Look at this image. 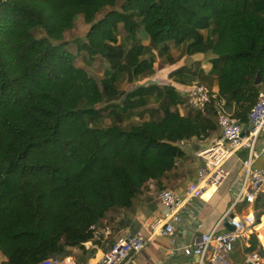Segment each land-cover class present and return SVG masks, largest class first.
<instances>
[{
	"label": "trees",
	"instance_id": "trees-1",
	"mask_svg": "<svg viewBox=\"0 0 264 264\" xmlns=\"http://www.w3.org/2000/svg\"><path fill=\"white\" fill-rule=\"evenodd\" d=\"M119 1L0 0V254L7 264L65 259L88 242L103 248L92 227L111 210L131 209L149 182L162 188L186 157L181 143L219 129L216 100L205 112L180 113L193 84L205 83L243 125L264 91V0H127L98 19ZM79 16L90 26L76 41L79 52L109 66L100 82L76 65L65 40ZM171 43L185 47L184 56L212 55L210 73L198 62L173 70L163 86L120 89L123 80L151 79L158 57L173 58ZM152 101L151 120L124 127Z\"/></svg>",
	"mask_w": 264,
	"mask_h": 264
},
{
	"label": "built area",
	"instance_id": "built-area-1",
	"mask_svg": "<svg viewBox=\"0 0 264 264\" xmlns=\"http://www.w3.org/2000/svg\"><path fill=\"white\" fill-rule=\"evenodd\" d=\"M213 100H216L215 114L222 138L197 154L203 162L197 181L189 183L182 194L171 189H165L159 193V202L164 213L153 222L151 228L153 236L174 238L176 224L181 221V211L186 201L201 200L205 193L221 188L230 177V172L225 167L226 162L233 154L245 150L246 157L241 160V176L233 186L234 204L222 220L229 222L234 229L232 231L214 230L201 235L200 239L194 243L173 250V253L180 251L194 257L195 264H234L231 255L235 244L239 239L254 233L257 220L253 214L231 217L232 209L243 204L254 206L264 191V91L260 92L250 112L249 125L240 124L227 111L225 102L216 94L212 95L206 85L195 83L187 92V105L193 111L205 112ZM261 161L263 165L260 166L258 162ZM92 230L95 240L106 242L114 235L113 227L109 224L94 226ZM148 242L149 238L145 233L139 231L113 243L101 254L96 252L95 256L89 258L87 262L77 263L69 259L54 258L39 264H132L134 257L146 248ZM86 245L92 246L93 243L88 242ZM0 264H7L2 254H0ZM246 264H264V258L259 251H252L247 255Z\"/></svg>",
	"mask_w": 264,
	"mask_h": 264
},
{
	"label": "crops",
	"instance_id": "crops-1",
	"mask_svg": "<svg viewBox=\"0 0 264 264\" xmlns=\"http://www.w3.org/2000/svg\"><path fill=\"white\" fill-rule=\"evenodd\" d=\"M205 34L207 33L205 32ZM144 44L148 45V42H144ZM171 54L173 58L163 64L165 67L182 62L180 58L175 56L174 52H171ZM198 56L202 57V59L195 60ZM186 58L191 60V64L187 66L183 65L182 67L192 69L196 63L201 62L205 74L210 73L212 69V64L210 63L212 55L196 54L193 56H185L182 60ZM158 59H161V57H158ZM175 60L177 62L172 64ZM184 88V86H180V90ZM214 91L217 93L218 88L214 87ZM179 110L182 115H189L191 113L186 111L184 107H179ZM221 138V131L217 129L211 132L206 140L193 139L181 143L186 157L178 161L176 168L167 178L162 180V188L157 181H151L147 184L144 192L136 199L131 209H114L108 212L103 223L112 225L114 235L108 241L104 242L103 250L100 249L99 254L105 252L110 245L120 239L143 231L149 238V242L146 248L134 257L132 264H195L194 257L187 256L180 251L173 253V250L175 251L185 245L194 243L200 239L201 235L214 230L232 231L229 222H223L222 220L234 204L233 186L234 182L241 176V160L243 156H246L245 150L233 154L226 162L225 167L230 172V177L221 188L217 191L210 190L205 193L201 200L192 199L186 201L181 211V221L176 224V235L174 238L158 235L153 236V230L151 228L153 222L164 213V209L159 202V193L162 190L171 189L182 194L189 183L197 181L198 172L203 166V162L198 158L197 154ZM258 165H263V162H258ZM263 202L264 191L254 206L243 204L232 209L231 217H243L248 214H253L257 220V228L254 233L246 238L239 239L235 244L234 251L231 255L234 264H246L247 255L252 251H259L264 258Z\"/></svg>",
	"mask_w": 264,
	"mask_h": 264
},
{
	"label": "rangeland",
	"instance_id": "rangeland-1",
	"mask_svg": "<svg viewBox=\"0 0 264 264\" xmlns=\"http://www.w3.org/2000/svg\"><path fill=\"white\" fill-rule=\"evenodd\" d=\"M126 1L127 0H120L115 8H109L105 10L104 12H102V14L98 16V19H102L105 16V14L111 10H121V8L125 5ZM89 29H90V26L85 24L82 16H79L77 20L75 21V28L72 31H69L66 33L65 40L69 42V46H68L69 51H71L77 57L76 65L78 67L85 69L92 77H94L97 81L100 82L104 78L105 70L109 68L108 63L102 57H96L92 59V58H89L85 52H79L78 45L76 43V41L78 40L81 42L85 41L86 35ZM36 34L38 35V37H40L39 32H37ZM125 37H126V32L124 31L123 28H121V30L119 31V38L121 39V41H124ZM170 48H171V52H174L175 56L179 57L182 62H180L179 64L172 65V66L169 65L170 67H165V65L163 64L167 63L168 60H166L165 57L163 58L161 57V59L157 58V63L155 64L156 73L151 79L137 80L132 83H129L126 80H123V82L120 84V89L124 93H130L137 87L141 85H147L148 83H151V82L158 83L161 86L169 83L171 81L169 79V73L172 70H175L178 67H182L183 65L187 66L191 64V60L188 58L182 60V58L185 57L183 55L185 47L176 48L171 43ZM201 59L202 57L198 56V58H196L195 60H201ZM180 107H184V109H186V111L188 112H193V110L187 105V100H186V103ZM156 108H158V104L152 101L150 106L144 109L134 110L132 112L133 113L132 118L128 121L127 120L125 121L124 127H128L131 124H139L143 121L151 120L152 118L150 116L151 109H156ZM160 116H162L161 112L158 115H156L155 118H159ZM111 122H112V119L107 118L105 120L104 125L109 126ZM95 247L94 245L92 246L86 245L85 249L70 248L68 250L69 254L65 259H69L77 263L87 260L89 257L92 256V254H90V251L97 249V252L99 253L100 249L103 250V248H99L97 246ZM95 254L93 256H95ZM65 259L60 258V260H65Z\"/></svg>",
	"mask_w": 264,
	"mask_h": 264
},
{
	"label": "water",
	"instance_id": "water-1",
	"mask_svg": "<svg viewBox=\"0 0 264 264\" xmlns=\"http://www.w3.org/2000/svg\"><path fill=\"white\" fill-rule=\"evenodd\" d=\"M260 83H261V77L259 76L258 79L256 80V84L259 85ZM231 227H232V226H231ZM233 229H234V228L232 227V230H233Z\"/></svg>",
	"mask_w": 264,
	"mask_h": 264
}]
</instances>
